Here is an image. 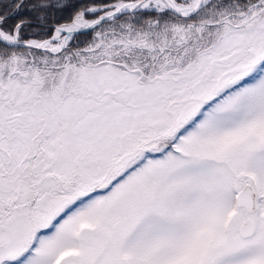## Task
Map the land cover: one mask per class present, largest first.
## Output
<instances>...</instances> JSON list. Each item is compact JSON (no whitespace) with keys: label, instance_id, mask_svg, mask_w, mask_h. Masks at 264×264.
Returning a JSON list of instances; mask_svg holds the SVG:
<instances>
[{"label":"snow or ice","instance_id":"snow-or-ice-1","mask_svg":"<svg viewBox=\"0 0 264 264\" xmlns=\"http://www.w3.org/2000/svg\"><path fill=\"white\" fill-rule=\"evenodd\" d=\"M0 264H264V0H0Z\"/></svg>","mask_w":264,"mask_h":264}]
</instances>
